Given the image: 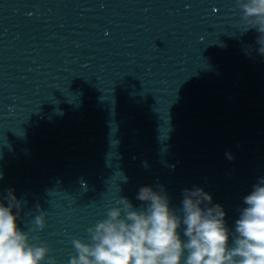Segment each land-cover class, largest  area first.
<instances>
[{
	"label": "clouds",
	"instance_id": "1",
	"mask_svg": "<svg viewBox=\"0 0 264 264\" xmlns=\"http://www.w3.org/2000/svg\"><path fill=\"white\" fill-rule=\"evenodd\" d=\"M235 4L244 31L259 33L258 52L264 55V0ZM226 156L234 159L231 152ZM182 197L179 212L170 207L163 185L159 191L142 186L136 197L143 202L140 208L121 197L119 206L87 229L89 242L72 240L77 254L69 264H264V177L243 198L246 207L240 210L234 232L226 225L223 207L213 204L203 188L184 189ZM25 203L14 189L0 195V264H56L50 247L18 226ZM37 210L34 224L42 230L47 213L39 205Z\"/></svg>",
	"mask_w": 264,
	"mask_h": 264
}]
</instances>
